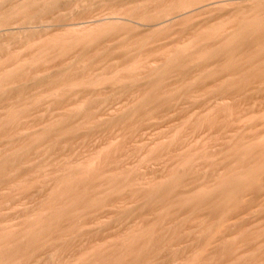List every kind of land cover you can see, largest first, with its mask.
I'll list each match as a JSON object with an SVG mask.
<instances>
[{
  "label": "rangeland",
  "instance_id": "rangeland-1",
  "mask_svg": "<svg viewBox=\"0 0 264 264\" xmlns=\"http://www.w3.org/2000/svg\"><path fill=\"white\" fill-rule=\"evenodd\" d=\"M26 6L30 10H27L28 8ZM50 8L52 10H50ZM55 8L56 10H54ZM251 11H253V13ZM250 13L252 15H250ZM253 15L254 18H252ZM257 21L258 25H255V22L257 24ZM263 24L264 0H0V131L2 132L4 129V132H2L3 134L0 137H7V135L11 134L10 139L9 136L7 140H5L6 137H4V139L0 138V264H91L92 261L94 262L93 259L97 260L93 264H135L134 262H138L137 264H143L144 262L146 264H153V261H157L159 264H164L165 261V264H171L170 262H172V264H188V262H192V260H195V258L196 260H199L197 258L198 256H202L203 258L199 257L201 259L200 261L193 260V264H196L195 262H197V264H217L218 261L220 262H218L219 264H246L245 261H248L247 264H250L251 261L252 264H254V258L256 261L255 264H264V257H262L264 256V248H261L262 246L264 247V233L262 234V232H264V180H262L264 179V167L261 166L262 164H260L264 162V99H262L264 94V92H262L264 91V64H262L261 70L263 71L261 72L258 70L260 68L258 64L261 65V60L257 58V54L255 55L256 57L253 56L255 59L252 56L251 59L250 57L249 59L244 58V56L247 57L246 52H250L251 49L252 51H256L255 49L259 48L258 57L261 54L260 58H263L262 63H264V57L262 56L264 54V41H262V39L264 40ZM245 25L246 27L249 25L251 28L246 30ZM258 28H261L263 32ZM241 29L244 30V32ZM127 33L128 35L126 36ZM255 33H257V35ZM212 34H216L215 36H212V39L215 38V42L213 40V42L210 44V41L212 40L209 41V39H211L210 35ZM114 35L115 37L117 35V39L113 38V40L111 38L112 36L114 37ZM168 36L170 38H168ZM201 36H204L205 39H202ZM96 39H99V41L102 39V41L99 42ZM142 39H144V42L146 41L145 43L147 45L142 42ZM167 39L170 40L167 41ZM207 39L208 41H206ZM163 40L167 43L163 42ZM203 40L205 43H203ZM233 40L236 42L233 43ZM241 40L242 43H240ZM199 41L202 42L201 45ZM253 41H255L257 45H255ZM206 42L209 43L207 44ZM230 42L233 43L234 48L236 47L234 45H237V47L235 50L232 46H230L233 51L228 53L229 51L227 52V49L229 47L226 48V46L230 44ZM238 42L240 45H238ZM218 43L219 46H221V49L222 47L226 48L225 51L224 49H222V51L219 50V46H216ZM258 43L260 44L259 47ZM204 45L208 47V49L204 47ZM261 45L263 48H261ZM213 46L217 47L215 48L217 50H215ZM247 46L249 47V50L247 49ZM201 47L203 49H201ZM245 47L246 50L244 52L243 49H245ZM241 49L244 53H239L242 51ZM218 50L220 51V54H222L224 51V53L226 55L228 53V55L226 56L224 53L222 55H218ZM234 50L235 53H233ZM254 51L250 53H257ZM81 52L82 54H80ZM214 53L217 55L215 56ZM229 54L230 56L232 54L235 57L231 56L233 59H230L231 57ZM239 55L242 57L241 59L239 58L240 60L237 58L238 61H236V57ZM212 56L215 57L216 62ZM216 57H218L219 60L221 57H225V59L222 58V61H218ZM243 59H246V61L248 60L247 63L249 64L254 61L252 64H250L252 67L249 66V64L246 65V62H243L246 66L242 64V61H244ZM223 60L224 62H227L226 65ZM250 60L251 62H249ZM229 61H236V63L235 65L233 62L230 64ZM256 61L259 63L257 62V66H254ZM228 62L230 64L229 66ZM33 66L35 67V70ZM235 66L238 67L239 71L237 72L239 73L236 72L237 68ZM172 67L175 70H180V74H178V71L174 73L173 71L175 70H173ZM228 69H231L229 70L230 73L228 72ZM242 71L243 73H241ZM246 71L249 73H245ZM254 72H258L257 74L259 77L263 73V75L260 77V79L263 78V81H259V79L257 80L256 77L258 76H256ZM259 72H261V75ZM238 74L240 78L237 76ZM242 76L245 78V80H247V83L240 80ZM29 78L31 79V82ZM12 79L18 81L15 82V80ZM239 84L241 85L237 86ZM246 84L250 86L246 87ZM241 86L251 89L258 88V90L255 92L256 94L254 93L255 95L253 94V89H249L250 91L246 89V92L249 94L245 93V91H242L243 93H241ZM237 87V90H240L237 91L240 96L233 95L236 93L234 89ZM229 89L230 91H233L231 93L228 91L227 93V90ZM250 93H252V95ZM258 95L261 97L259 98ZM241 97L243 99H241ZM233 100L236 106L234 103L230 104L233 102ZM174 101L176 103H174ZM178 101L180 102L178 103ZM166 102L169 104H164ZM196 102L199 103L197 104ZM200 102L202 103L200 104ZM192 103H195L194 105L197 107H193ZM171 104H173L172 107ZM174 104L176 105L174 106ZM241 104L243 107H241ZM237 105L239 106L240 110ZM143 106L145 109H149L148 111L146 110L149 114L146 113L145 110V114L147 115L143 114L144 111H141L143 113L140 112L141 109H144ZM151 107H153V109H151ZM244 107H247L246 110ZM154 108H156V112ZM253 109L254 111H252ZM262 110L263 113L259 114L262 112ZM19 111H24V115L26 117L23 115V113L16 114L19 113ZM158 111H163V118L161 117L162 113H159ZM225 112L226 114H224ZM249 113H255V115L252 117V115ZM152 114L154 117H151L153 116ZM155 114L158 116L155 117ZM256 114H259V116ZM143 115L146 117L143 118L144 120L140 119L143 117ZM217 115L220 116L218 117ZM231 115H233L232 121L229 120L232 117L228 118V116ZM240 117H247V119L243 120ZM11 118L13 123L18 122V126L17 124L15 125V123L12 125V121L10 120ZM28 118L30 121L32 120L33 124L28 120ZM226 118H228V121H226ZM259 118H261L260 121L263 119L261 121V125L260 121H257ZM150 120H153V123ZM239 120H241V124L237 122ZM7 121L9 124L11 123L13 128L16 127L15 129H12L13 131L9 130L11 129V126L9 124L7 125ZM216 121H219L217 122L219 124H217ZM244 121H247L248 123L245 122L244 124ZM251 121H253L252 123L254 124H252ZM26 122L31 123V125L28 123V126ZM4 123H6V127H4ZM119 123L122 125L119 126ZM157 123L159 124L156 125ZM115 124L118 127H115ZM196 124L199 125L197 126ZM216 124L225 128V132L222 127V131H220V127L216 126ZM243 124L246 126H242ZM23 125L27 128L25 127V129ZM124 125L126 126L124 127ZM247 125L251 126L252 128ZM199 126H203V128H200ZM229 126L232 127V132H230L231 129ZM32 127L34 128V131L32 130ZM235 128L238 130L243 129L245 134L243 131L241 132L235 130ZM248 128H250L251 131ZM258 128L259 131H257ZM5 130H8L10 133ZM18 130H20V133L16 134L15 131L19 132ZM72 130L75 133L74 137V133L71 132ZM59 131L60 135L58 136L57 132ZM79 131H81L83 134H81ZM236 131L239 133L241 132L242 134L236 133ZM21 132H23L24 135L21 134ZM179 132H183L182 135L180 134L183 139L178 135ZM193 133L197 137L193 136ZM247 133H251L252 135ZM44 134H47L46 138ZM62 134L64 135L65 139L63 136H61ZM175 134L176 137H174ZM188 134L191 137L188 136ZM233 134L237 135H234L231 139ZM17 135L18 137H16ZM84 135H86V137ZM200 135L201 138L199 137ZM222 135L226 137H223ZM241 135H243V137L245 136L246 138L244 137L242 139ZM261 135L263 136L261 137ZM252 136H258V141H255L256 138L253 139ZM70 137L71 139L69 140L68 138ZM173 137L177 140L178 138H181V140L185 142L187 140L188 143L186 142V144H184L185 142H180V140H178L179 142L177 141V143L175 141L176 139ZM237 137L238 139H242H239L242 142H237L240 144V147H238V144L236 143ZM42 138L44 139L42 140ZM188 139L190 141H188ZM247 139L249 141H255L252 143L253 145L250 144L251 147L248 145L249 141ZM33 141L37 142L33 144ZM171 141L174 145L171 144ZM174 141L175 143H173ZM69 142H71V144ZM243 143L246 144V147L242 151L241 149L245 146ZM27 144L28 146H26ZM163 144H165V147ZM24 147L29 148V150L27 148L25 149ZM178 147L179 149L177 150ZM191 147H200L199 149L201 153L197 149V151L193 149L187 152V150L189 148L191 149ZM67 148L73 149V151L67 150ZM160 148H162V150L164 149V151H162ZM166 148L169 150L167 151ZM171 148H173V150ZM232 148H240L238 151L241 150L242 152L238 153V151H236L240 155L242 153L243 157H240L237 153H235L236 155L232 154L233 152H236L234 151L235 149L233 152L230 151ZM26 150H28L27 152L30 155L26 154L27 152H24ZM192 151H194L195 154L191 155L193 153ZM73 152L75 153L71 155ZM165 152H167V154ZM183 152L188 154L184 156L186 153L182 154ZM244 152L245 154L247 152H251V155L248 153L249 156L246 154L248 157L246 155L244 156ZM174 153L175 155H173ZM146 154H150V157ZM154 154L156 156H153ZM252 154L253 159H251ZM182 155L184 156V159L181 158ZM227 155L230 157L228 158ZM152 156L155 158H152ZM169 156L171 159L175 158L176 160L173 159L170 162ZM232 156H236V158L239 156V159L237 158L238 163L237 160L235 162V157L232 159ZM17 157L20 158L18 159ZM28 157L30 158L27 159ZM33 157L34 160H32ZM223 157H225L226 160ZM244 157L247 158L244 159ZM163 158H166L167 161ZM230 158L232 160H230ZM241 158L243 159L241 160ZM248 158L251 159L250 162ZM109 159L114 167L110 163L109 168ZM227 159H229V162H231L229 163ZM180 160L182 164L185 162L184 166L180 164L181 162L179 163ZM12 161L13 165L10 164ZM32 161L34 162L32 163ZM156 161H158V163ZM175 161H178L177 163L180 165L176 164V166H174L175 163L173 164V162ZM189 161H191V164ZM225 161L228 162L227 164L232 166L228 167V165L225 164ZM243 161H245V163ZM255 161L258 164L255 165ZM23 162L29 163H27L26 166V163ZM154 162H156V164ZM242 162L245 164V166L247 164L246 168L251 166L250 171L247 169L250 173L246 171L245 166H242ZM7 163H9V165ZM146 163L147 165H145ZM235 163L237 164L238 168ZM239 163H241V166ZM28 164H31V166ZM7 165L11 169L13 168V170L10 168L8 170ZM23 165L25 168L28 167L29 169H24ZM168 165L172 170L168 168ZM177 165L179 166V169H181L180 166L185 167L184 171L183 167L182 170L175 168ZM254 165L258 168H256ZM150 166L151 169H149ZM162 166L164 169H162ZM241 167L244 168V172L246 173L242 171L243 168L240 169ZM261 167L263 168L260 169ZM173 168L176 169V173L174 172ZM158 169L161 172L158 171ZM234 169L235 172H233ZM23 170L25 171L24 173H22ZM256 170L260 171L258 172ZM181 171L184 175H180L182 174ZM186 171L187 173H185ZM223 171H225L224 176H228L230 178L229 179L226 177V180H222V185L224 186L222 187L225 189V186H228V190L225 189L228 191V194L225 193L227 196L224 195V192L226 191L222 190V187L219 188V191H222L221 193L217 190V188L220 187L222 183V181H220V183L219 180L224 179L222 178ZM228 172H230L229 175L226 174ZM232 172L233 174H231ZM236 172H240L238 174H244V176L239 175L241 177L240 178ZM16 174H19L20 176H17ZM170 175L171 178H168ZM177 175L178 179L179 177L180 179L176 182ZM230 176H233V178L237 179L238 182L240 178V182L243 180L244 184L242 182L243 185H241L239 182L236 184L237 186L234 185L236 180L232 179ZM92 177L97 180L95 181ZM172 177H175L176 179L173 178L174 181H172ZM182 177L183 179L187 178V181L185 179V181L183 179L181 180ZM98 179L100 182L105 184L102 186L101 183L99 186L100 182ZM231 179L234 180L232 183ZM201 180L203 181L202 183ZM169 181L170 185H173L175 186L174 188L177 187L178 189L176 188L175 190L173 186H169ZM204 181H206V183ZM224 181H226L227 184ZM110 182H114V185L112 186V183ZM173 182H176L175 185ZM91 183H95V186H93ZM215 183L217 184V188L214 186ZM86 184L88 185L87 187ZM124 184L126 187L124 186L123 188L122 186ZM205 184H207L206 188ZM239 184L242 187H238ZM180 185H183L184 187H179ZM200 186L204 187L201 189ZM212 186L216 188L213 190V193ZM246 186H248V188L251 186L252 187L251 189H245L247 188ZM237 187L238 191H236ZM253 188L257 191L253 190ZM119 189L122 192L124 189V193H126L124 194L120 192ZM169 189H171V191L173 190L174 192L169 193ZM206 189L207 191H210V194H208L209 191L208 193H205L207 192ZM241 189L243 190L241 191ZM215 190H217L220 194L216 193ZM249 190H252L251 192L253 193L250 194ZM235 192L237 194L239 193L238 196ZM192 193L195 195L193 196ZM211 193L212 196L214 194V197L210 196ZM202 194L206 195V197ZM207 194L210 196V198H212H208ZM217 194L221 195L222 197L217 196ZM201 195L204 197L199 198ZM251 195L255 196V199ZM162 196L165 197V199ZM168 196H172V199H175L172 201V199H170ZM181 196L182 199L184 196H186V199H184L187 201L193 199L195 202L194 203L192 201L194 205L192 202H188V206L191 205L190 207H192L193 212L191 211V208H189L190 212H188L189 209L187 206L184 208V205H187L185 204L187 201L183 202V200L180 198ZM240 196L241 198H239ZM245 196L248 197L247 199L249 202L247 199L245 200ZM194 197L197 198V200ZM106 198L108 201L105 200ZM144 199L147 201V205L145 204ZM149 199H151L152 203ZM169 199L170 201L167 202L166 200ZM199 199H202L201 201H203L204 204L205 200L208 203L206 202V204L203 205L199 203L201 202ZM231 199L233 201L230 202ZM257 199L260 203H262V205L257 201ZM155 200H157L155 202L156 205L159 203L158 207H155V204L153 205ZM217 200H221L222 203H220L221 201L215 202ZM212 201L214 202L212 203ZM94 202L97 203V205L94 204ZM160 202L162 203V206ZM173 202L175 205L177 203L178 204L173 206ZM179 202L181 204L183 202L184 205H181ZM253 202L258 203L252 204ZM167 203L171 204L168 205ZM197 203L201 205L199 206ZM249 203L251 204L249 205ZM73 204H77L76 207H73L75 206ZM91 204L93 208H91ZM87 205L90 207H86ZM150 205L154 208H151ZM196 205L200 208L201 213L197 212L199 208ZM77 206L78 209L80 208V211L76 209ZM98 206L100 207V210H96ZM180 206L183 208H180ZM84 207L86 208V211L90 208L89 212L93 213L96 211L95 213L97 214H91L87 213L88 211H85L87 213V215H85L86 213L81 211V208ZM99 207L97 209H99ZM159 207H161V209ZM172 207L173 210L171 209ZM195 207L197 209H195ZM203 207L204 209L202 210ZM158 208L160 210H158ZM162 208L165 211L167 208V211L170 209L168 212L166 211L168 214L165 213ZM234 208H236L235 211ZM238 208L240 209L238 210ZM258 208L261 209L260 212H258ZM91 209L93 210L91 211ZM174 209L176 211H174ZM208 209L215 212L209 211ZM229 209H232L234 212ZM251 209H257L255 213H257L256 217L260 215L259 218L255 217L254 210L252 211ZM150 210L153 211H151V215H149L151 213ZM246 210L249 211L247 212ZM194 211H196V213ZM79 212H83L84 214L82 213V216H79ZM203 212H205V214ZM227 212L229 213L228 217L225 216L228 214ZM250 212L251 215H249ZM172 213L175 214V216ZM193 213L197 215L195 216ZM176 214H178V216ZM180 215L182 217L185 215L184 219L186 222L182 218L184 220L183 222V220L180 218ZM193 215L194 217L192 218L191 216ZM169 216H173L175 218H170ZM163 217L167 219L165 220ZM226 217L229 218L230 221L224 222L223 219L225 220ZM260 217L263 219V223H260ZM178 218L181 221H178ZM201 218L206 219L204 220V225L208 224L210 229L207 226L205 228V226L202 225L203 222L201 220L203 219ZM233 218H240V220H233ZM198 219L200 221L199 223L198 221L196 222ZM208 219H210V221ZM188 220L190 221V225L192 227H188V224H186L187 222L189 223ZM191 221L195 223L191 224ZM150 222L152 224H150ZM157 222H159V225ZM209 222L211 225H209ZM246 222L247 225H245ZM177 223H179L178 226ZM200 223H202V227L199 225ZM251 223H254L256 227H254L253 224L252 226ZM168 224L170 228H168ZM182 224H186L187 226L185 225V227ZM248 225H251L250 228ZM153 226H155L156 229ZM173 226H175V228ZM203 226L206 230H204ZM259 227L262 231L259 229ZM152 228H154V230ZM172 228L175 230H182V232L177 231L171 233L173 235L172 236L169 234L170 232L174 231V229L171 230ZM219 228L221 230L223 229V231H228L222 232ZM187 229L190 232L186 234L188 231ZM215 229L216 231L219 229L217 231L218 233L215 232L216 236L218 237H216L213 233ZM246 229L248 230L247 232ZM157 231H159V233ZM244 231L245 233L243 234ZM238 232H242V236H240L241 234H238ZM166 233H168V236L164 235ZM179 233L182 234L180 235ZM152 234L156 238H154ZM200 234H202V236L205 238V242L203 241L204 238L202 239ZM161 235L163 240L162 238L160 239ZM149 237L153 240L149 239ZM208 237L212 239H209ZM232 237L235 241L232 240ZM256 237H258L259 240ZM193 238H196L197 240ZM198 238H200L199 240H202L199 241ZM214 238L216 240H214ZM225 238H227L228 241L227 239L225 240ZM236 239L238 241H236ZM146 240L148 245L145 244ZM250 240L253 241L251 242ZM255 240H257V242H255ZM211 241H215V244H212ZM217 241L219 242V245H217ZM207 242H211L208 243L210 245L206 244ZM248 242L250 243L248 244ZM258 242L262 243L259 244ZM228 243L230 245H228ZM233 243H235V245ZM141 245L142 247L140 248L139 246ZM152 245L155 248H152ZM175 245L177 248L179 246V248L177 249ZM198 245L199 248L197 247ZM201 245H207L206 247L204 246L206 249ZM211 245H213V247ZM237 245L239 246L236 247ZM145 246H148V248H145ZM244 246L245 248H243ZM255 246H259V248L256 249ZM218 247L221 248L219 249ZM249 247L250 249H247ZM253 247L254 249L251 251V248ZM142 248L143 251L141 250ZM192 248L193 251L202 249L200 251H202L203 254L204 249L205 251L207 250L206 252H209L207 255L205 254L203 256L198 250L199 252H193L195 254L194 255L192 253ZM217 248L219 252H216L218 251ZM240 248L242 249L240 250ZM229 250L233 252L231 253ZM244 250L245 252L247 251L246 254L248 252L253 253L255 251L254 253L256 256L255 254H252L251 256L250 253H248L246 256V254H244ZM132 251L136 252L137 256L134 255ZM179 251L181 254H177L180 253ZM156 252L160 253L161 255L159 254V256ZM182 253H184V255H189H185L187 256L186 258L183 256L185 262H182L184 259L181 258V263H179V256H182ZM209 253H211V255H215L212 257L209 255ZM130 255L135 256L136 259H139L136 260L135 257H133L135 261H130L132 260ZM172 255H176L177 257L175 256V258ZM30 256H33L34 259H31ZM206 256L208 258H206ZM120 257L122 259L121 261L119 259ZM128 257H130V259H128ZM141 258L144 262L141 260ZM213 258L215 260L217 259V262H215ZM123 259H125V262H123ZM158 259L161 260L158 261ZM170 259L172 261H170ZM232 259L235 261L236 259L239 260H237L236 263H233Z\"/></svg>",
  "mask_w": 264,
  "mask_h": 264
},
{
  "label": "bare ground",
  "instance_id": "bare-ground-1",
  "mask_svg": "<svg viewBox=\"0 0 264 264\" xmlns=\"http://www.w3.org/2000/svg\"><path fill=\"white\" fill-rule=\"evenodd\" d=\"M26 7H27V6H26ZM27 8H28V7H27ZM31 8H32V7H31ZM53 8H54V7H53ZM57 9H59V8H57ZM27 10H30V9L28 8ZM50 10H52V9L50 8ZM54 10H56V8H55ZM54 10H53V12H54ZM259 10H260V9H259ZM30 12H31V11H30ZM248 12H249V11H248ZM251 12L253 13V11H251ZM259 12H261V11H259ZM258 14H259V13H258ZM250 15H252V14L250 13ZM257 16H258V15H257ZM248 17H249V15H248ZM251 17H252V16H251ZM255 17H256V16H255ZM252 18H254V15H253ZM163 21H164V20H163ZM255 21H256V19H255ZM259 22H260V21H259ZM252 23H253V22H252ZM255 25H258V21H257V24H256V22H255ZM259 25H260V24H259ZM263 25H264V24H263ZM261 26H262V25H261ZM185 27H186V26H185ZM247 27H248V28H247ZM247 27H246V25H245L246 30L249 29V28H251L249 25H248ZM252 27H253V26H252ZM259 27H260V26H259ZM245 28H244V29H245ZM256 28H257V26H256ZM191 29H192V28H191ZM258 29H259V28H258ZM260 29H261V28H260ZM260 29H259V30H260ZM185 30H187V29H185ZM189 30H190V29H189ZM241 30H242V29H241ZM234 31H235V30H234ZM242 31L244 32V30H242ZM248 31H249V30H248ZM250 31H251V29H250ZM250 31H249V32H250ZM252 31H253V30H252ZM257 31H258V30H257ZM257 31H256V32H257ZM261 31H262V29H261ZM187 32H188V31H187ZM243 32H241V33H243ZM246 32H247V31H246ZM249 32H248V33H249ZM254 32H255V31H254ZM262 32H263V31H262ZM233 33H235V32H233ZM250 33H251V32H250ZM263 33H264V32H263ZM236 34H237V32H236ZM238 34H239V33H238ZM255 34L257 35V33H255ZM259 34H260V33H259ZM261 34H262V33H261ZM127 35H128V33L126 34V36H127ZM184 35H185V34H184ZM213 35L215 36L216 34H212V35H210V38H211V39H209V41L212 40V41H210V44L213 42V40H214V42H215V38L212 39V38H213V37H212ZM204 36H205V35H204ZM204 36H203V37L201 36V38H202V39H205ZM206 36H207V35H206ZM208 36H209V35H208ZM238 36H240V35H238ZM244 36H245V35H244ZM116 37H117V35H116ZM116 37H115V35H114V37L112 36L111 39L116 38ZM118 37H119V36H118ZM216 37H217V36H216ZM257 37H258V36H257ZM257 37H256V38H257ZM103 38H104V37H103ZM105 38H106V37H105ZM168 38H170V37L168 36ZM206 38H209V37H206ZM238 38H239V37H238ZM240 38H241V37H240ZM242 38H243V37H242ZM261 38H262V37H261ZM111 39H110V40H111ZM116 39H117V38H116ZM199 39H200V38H199ZM218 39H219V37H218ZM218 39H216V40H218ZM254 39H255V38H254ZM96 40H97V39H96ZM113 40H114V39H113ZM143 40H144V39H142V42H144ZM145 40H146V39H145ZM164 40H166V39H164ZM164 40H163V42H166V41H164ZM169 40H170V39H167V41H169ZM197 40H198V39H197ZM97 41H99V39H98ZM101 41H102V39H100L99 42H101ZM147 41H148V40H147ZM206 41H208V39H207ZM218 41H219V40H218ZM239 41H240V40H239ZM260 41H261V40H260ZM262 41H264V40L262 39ZM145 42H146V41H145ZM145 42H144V44H146ZM163 42H162V44H163ZM197 42H198V41H197ZM235 42H236V41L233 40V43H235ZM166 43H167V42H166ZM169 43H170V42H169ZM199 43H200V45H201L202 42L199 41ZM203 43H205L204 40H203ZM206 43L208 44L209 42H206ZM233 43L230 42V44H232V45L228 44V45L226 46V48H227V47L231 48L230 46L233 47ZM240 43H242V40H241ZM240 43L238 42V45H240ZM253 43H255V41H253ZM261 43H263V42H261ZM207 44H206V45H207ZM210 44H209V45H210ZM214 44H215V43H214ZM214 44H213V45H214ZM146 45H147V44H146ZM165 45H166V44H165ZM196 45H197V44H196ZM247 45H248V44H247ZM255 45H257V44L255 43ZM259 45H260V44L258 43V47H259ZM163 46H164V45H163ZM191 46H193V45H191ZM191 46H190V47H191ZM211 46H212V45H211ZM216 46H219V43H218ZM234 46L237 47V45H234ZM198 47H199V45H198ZM204 47H206V46L204 45ZM213 47H214V46H213ZM213 47H212V48H213ZM236 47H235V48H236ZM241 47H243V46H241ZM199 48H200V47H199ZM206 48L208 49V47H206ZM209 48H211V47H209ZM215 48H217V47H214V49H215ZM226 48H225V47H224V48L222 47V49H224V51H225ZM229 48H228V49H229ZM235 48L233 47V49H235ZM239 48H240V47H239ZM261 48H263L262 45H261ZM79 49H80V48H79ZM82 49H83V48H82ZM201 49H203V48L201 47ZM214 49H213V50H214ZM222 49H221V46H219V50L222 51ZM228 49H227V52L229 51L228 53H231V52L233 51L232 48L230 49L231 51L228 50ZM247 49L249 50V47H248V46H247ZM257 49H258V50H257ZM199 50H200V49H199ZM215 50H217V49H215ZM219 50H218V52H217L218 55L220 54V53H219V52H220ZM235 50H236V49H235ZM235 50H234L233 53H235ZM237 50H238V48H237ZM239 50H240V49H239ZM241 50H242V49H241ZM243 50H244V52H245L246 47H245V49H243ZM243 50H242L241 52H239V51H238V52H239V53H242ZM255 50H256V51L253 50L254 52H257V53H255V54H251V53H250V52H253L252 49H251L250 52H246L248 58H247L246 56H244V58L249 59V57H250V59H251L253 56H255V55L257 54V55H256L257 58H259V60H261V61H260V62H261V65L258 64V66L260 67V68L258 67V68H259L258 70H260V71L262 72V71L264 70V69L261 70V68H262V64H264V63H262V59H263V58H260V55H261V54H260L259 57H258V51H259V48H256ZM261 50H262V49H261ZM80 51H81V49H80ZM224 51H223V53H224ZM227 52H226V53H227ZM244 52H243V53H244ZM223 53H222V54H223ZM228 53H227V55H228ZM233 53H232V54H233ZM249 53H250L251 55H250ZM80 54H82V52H81ZM214 54H215V56L217 55L216 53H214ZM222 54H220V55H222ZM224 54H225V53H224ZM232 54H231V56L233 57L234 55H232ZM236 54H237V53H236ZM236 54H235V55H236ZM225 55H226V54H225ZM225 55H224V56H225ZM227 55H226V56H227ZM241 55H242V54H241ZM249 55H250V56H249ZM226 56H225V57H226ZM229 56H230V54H229ZM229 56H228V57H229ZM231 56H230V57H231ZM251 56H252V57H251ZM256 56H255V57H256ZM262 56L264 57V54H263ZM262 56H261V57H262ZM212 57H214V56H212ZM212 57H210V58H212ZM225 57H221L220 60L222 61V58L225 59ZM228 57H227V58H228ZM230 57H229V58H230ZM232 57H231L230 59H233ZM234 57H235V56H234ZM241 57H242V56H241ZM241 57H240V55L237 56V57H236V61H238L237 58H238V59H239V58L241 59ZM46 58H48V57H46ZM229 58H228V59H229ZM253 58H254V57H253ZM124 59H126V58H124ZM216 59H217L218 61H220L218 57H216ZM240 59H239V60H240ZM246 59H243L244 61H242V64H244L245 62H246V65L249 64V63H247L248 60L246 61ZM254 59H255V58H254ZM252 60H253V59H252ZM256 60H257V59H256ZM212 61H213V60H212ZM212 61H211V62H212ZM214 61H215V57H214ZM236 61H234V62H233V61H229V62H230V64H231V62H233V64L235 65ZM215 62H216V61H215ZM223 62H224V60H223ZM229 62H228V66L230 65ZM239 62H240V61H239ZM243 62H244V63H243ZM249 62H251V60H250ZM253 62H254V61H252V63H253ZM257 62H258V61L255 62L254 66L256 65ZM263 62H264V61H263ZM224 63H225V65H226L227 62L225 61ZM252 63H250V64H252ZM258 63H259V62H258ZM239 64H240V63H239ZM250 64H249V66L252 67V65H250ZM244 65H245V64H244ZM246 65H245V66H246ZM237 66H238V65H237ZM237 66H235V67L237 68V69H236V72L239 71ZM256 66H257V65H256ZM37 67H38V66H37ZM42 67H43V66H42ZM42 67H41V68H42ZM225 67H226V66H225ZM239 67H240V65H239ZM243 67H244V66H243ZM29 68H30V67H29ZM33 68H34V70H35V67H34V66H33ZM48 68H49V66H48ZM174 68H175V66H174ZM174 68L172 67L173 70H175ZM240 68H241V67H240ZM253 68H254V67H253ZM255 68H256V67H255ZM263 68H264V65H263ZM43 69H44V68H43ZM49 69H50V68H49ZM232 69H233V65H232ZM234 69H235V68H234ZM256 69H257V68H256ZM32 70H33V69H32ZM32 70H30V71H32ZM37 70H38V69H37ZM44 70H45V69H44ZM46 70H47V69H46ZM229 70H231V69H228V72H229ZM177 71H178V74H180V73H179L180 70H178V69H176V70L173 71V72L176 73ZM233 71H234V70H233ZM33 72H34V71H33ZM33 72H32V73H33ZM234 72H235V71H234ZM234 72H233V73H234ZM236 72H235V73H236ZM261 72H259L260 75H261ZM229 73H230V72H229ZM229 73H228V74H229ZM231 73H232V71H231ZM237 73H239V72H237ZM241 73H243V71H242ZM245 73H249V72L246 71ZM257 73H258V72H256V73L254 72V74H255L256 76H258ZM263 73H264V71H263ZM263 73H262V75H263ZM230 75H231V74H230ZM232 75H233V74H232ZM262 75H261V76H262ZM30 76H31V75H30ZM235 76H236V74H235ZM237 76L239 77V74H238ZM261 76H260V77H261ZM73 77H74V76H73ZM258 77H259V76H258ZM258 77H256L257 80L259 79V81H260V80L263 81V78H264V77L261 78V79H260V77H259V78H258ZM239 78H240V77H239ZM239 78H238V79H239ZM242 78H243V76H242L241 79H240L241 81H245V82L247 81V80H245V78H243L244 80H243ZM250 78H251V77H250ZM24 79H25V78H24ZM24 79H23V80H24ZM29 79H30V78H29ZM69 79H70V78H69ZM252 79H254V78H252ZM12 80H15V79H12ZM32 80H33V79H32ZM71 80H72V79H71ZM5 81H6V80H5ZM17 81H18V80H15V82H17ZM19 81H20V80H19ZM249 81H250V80H249ZM7 82H8V81H7ZM11 82H12V81H11ZM13 82H14V81H13ZM30 82H31V79H30ZM245 82H244V83H245ZM246 83H247V82H246ZM33 84H34V83H33ZM240 85H241V84H239V85H237V86H240ZM246 85H247L246 87H249V86H250V85L248 86V84H246ZM258 85H259V84H258ZM262 85H263V84H262ZM243 86H245V85H243ZM243 86H241L242 89H240V90H241V93H243L242 91H245V93H247V92H246V89H248V91H250V90L253 89V88H252V89H251V88H246V87H243ZM251 86H252V85H251ZM241 87H240V88H241ZM252 87H253V86H252ZM255 87H256V86H255ZM257 87H258V86H257ZM259 87H260V86H259ZM243 88H244L245 90H244ZM263 88H264V87H263ZM227 89H228V87H227ZM233 89H234V88H233ZM237 89H238V87H237L236 89H234V91H236V93L233 94L234 96L239 95V94L237 93V91H240V90H237ZM249 89H250V90H249ZM255 89H256V88H255ZM255 89H253V91H254L253 94L258 90V88H257L256 90H255ZM263 90H264V89H263ZM225 91H226V89H225ZM228 91H230V89L227 90V93H228ZM232 91H233V90H232ZM232 91H230V93H231ZM262 92H264V91H262ZM239 93H240V92H239ZM245 93H244V94H245ZM247 94H249V93H247ZM250 94L252 95V93H250ZM255 94H256V93H255ZM255 94H254V95H255ZM259 94H260V93H259ZM245 95H246V94H245ZM228 96H229V95H228ZM234 96H232V97H234ZM239 96H240V95H239ZM239 96H238V98H239ZM241 96H242V95H241ZM246 96H247V95H246ZM258 96H259V95H258ZM244 97H245V96H244ZM260 97H261V96H259V98H260ZM263 97H264V94H263ZM263 97H262V99H264ZM0 98H1V97H0ZM228 98H230V97H228ZM247 98H248V97H247ZM241 99H243V98L241 97ZM235 100H237V99H235ZM5 101H6V100H5ZM263 101H264V100H263ZM2 102H3V101H2ZM167 102H168V101H167ZM167 102L164 103V104H167ZM172 102H173V101H172ZM179 102H180V101H178V103H179ZM181 102H183V101H181ZM236 102H237V101H236ZM239 102H240V101H239ZM252 102H253V100H252ZM256 102H257V101H256ZM162 103H163V102H162ZM169 103H170V101H169ZM169 103H168V104H169ZM174 103H176V102L174 101ZM183 103H186V102H183ZM196 103H197V102H196ZM198 103H199V102H198ZM198 103H197V104H198ZM201 103H202V102H200V104H201ZM233 103H234V100H233V102L230 103V104H233ZM237 103H238V102H237ZM254 103H255V102H254ZM257 103H258V102H257ZM168 104H167V105H168ZM190 104H191V103H190ZM192 104H193V103H192ZM194 104H195V103H194ZM194 104L192 105L193 107L196 106V105H194ZM234 104H235V103H234ZM243 104H244V103H243ZM251 104H252V103H251ZM144 105H145V104H144ZM157 105H158V104H157ZM175 105H176V104H174V106H175ZM182 105H183V104H182ZM182 105H181V106H182ZM258 105H259V104H258ZM147 106H149V105H147ZM163 106H164V105H163ZM163 106H162V107H163ZM172 106H173V104H171V107H172ZM179 106H180V105H179ZM225 106H226V105H225ZM228 106H229V105H228ZM230 106H231V105H230ZM235 106H236V104H235ZM237 106H238V105H237ZM245 106H247V105H245ZM250 106H252V105H250ZM250 106H249V107H250ZM140 107H141V106H140ZM143 107H144V106H143ZM143 107H142V108H143ZM171 107H170V108H171ZM188 107H189V106H188ZM190 107H191V106H190ZM196 107H197V106H196ZM198 107H199V106H198ZM226 107H227V106H226ZM233 107H234V106H233ZM241 107H243L242 104H241ZM256 107H257V106H256ZM258 107H259V106H258ZM82 108H83V107H82ZM148 108H149V107H148ZM156 108H157V107H156ZM156 108H154V109H155V112H156ZM164 108H165V107H164ZM164 108H162V109H164ZM167 108H168V107H167ZM180 108H181V107H180ZM238 108H239V106H238ZM244 108H245V110H246L247 107H244ZM250 108H251V107H250ZM151 109H153V107H151ZM157 109H158V108H157ZM159 109H160V108H159ZM171 109H172V108H171ZM192 109H193V108H192ZM230 109H232V108H230ZM230 109H229V110H230ZM233 109H234V108H233ZM137 110H138V109H137ZM139 110H140V108H139ZM144 110H145V111H146V110L148 111L149 109H145V107H144V109H143V110L141 109L140 112H141V111H144ZM168 110H169V109H168ZM168 110H166V111H168ZM186 110H188V109H186ZM194 110H195V109H194ZM239 110H240V108H239ZM241 110H242V109H241ZM245 110H244V113H245ZM248 110H249V109H248ZM257 110H258V109H257ZM145 111H144V113H143V112H141V113L145 114ZM147 111H146V113H148ZM160 111H161V109H160ZM171 111H172V110H171ZM173 111H174V109H173ZM173 111H172V112H173ZM226 111H227V110H226ZM233 111H234V110H233ZM233 111H232V112H233ZM236 111H237V110H236ZM249 111H250V110H249ZM252 111H254V109H253ZM17 112H18V111H17ZM140 112H139V113H140ZM153 112H154V111H153ZM155 112H154V113H155ZM158 112H159V111H158ZM162 112H163V111H162ZM162 112H159V113H162ZM220 112H221V111H220ZM223 112H224V111H223ZM229 112H230V111H229ZM20 113H21V114L23 113V115L25 114L24 111H23V112H22V111H21V112L19 111V113H16V114H20ZM30 113H31V112H30ZM154 113H153V114H154ZM159 113H158V114H159ZM176 113H177V112H176ZM221 113H222V112H221ZM230 113H231V112H230ZM238 113H239V111H238ZM246 113H247V112H246ZM256 113H257V112H256ZM261 113H263V110H262V112H260L259 114H261ZM137 114H138V113H137ZM148 114H149V113H148ZM153 114H152V115H153ZM173 114H174V113H173ZM180 114H181V113H180ZM222 114H223V113H222ZM224 114H226V112H225ZM242 114H243V113H242ZM249 114H251V113H249ZM259 114H256V115L259 116ZM145 115H147V114H145ZM150 115H151V112H150ZM150 115H149V117H150ZM163 115H164V114L162 113L161 117H162ZM167 115H168V114H167ZM220 115H221V114H220ZM220 115H219V116H220ZM236 115H237V114H236ZM243 115H244V114H243ZM245 115H246V114H245ZM251 115H252V117H253V115H255V113H254V114L252 113ZM263 115H264V114H263ZM20 116H22V115H20ZM24 116H25V115H24ZM139 116H140V115H139ZM156 116H158V115L155 114V117H156ZM170 116H171V114H170ZM176 116H178V115H176ZM217 116H218V115H217ZM219 116H218V117H219ZM223 116H225V115H223ZM241 116H242V115H241ZM247 116H248V115H247ZM14 117H16V116H14ZM14 117H12V118H14ZM25 117H26V116H25ZM25 117H24V118H25ZM140 117H141V116H140ZM151 117H154V115L151 116ZM159 117H160V116H159ZM161 117H160V118H161ZM218 117H217V118H218ZM229 117H232V118L229 119V120L232 121V119H233V115L228 116V118H229ZM254 117H256V116H254ZM12 118L10 119L11 121H12ZM74 118H75V117H74ZM143 118H146V117H144V115H143V117L140 118V119L144 120ZM157 118H158V117H157ZM162 118H163V117H162ZM165 118H166V117H165ZM176 118H177V117H176ZM217 118H216V120H217ZM223 118H224V117H223ZM228 118H226V119H227L226 121H228ZM240 118H242L243 120H244V119H245V120L247 119V117H246V118L240 117ZM249 118H250V117H249ZM249 118H248V119H249ZM262 118H263V116H262ZM14 119H16V118H14ZM17 119H18V118H17ZM151 119H153V118H151ZM155 119H156V118H155ZM169 119H170V117H169ZM209 119H210V118H209ZM218 119H219V118H218ZM234 119H236V118H234ZM242 119H241V120H242ZM260 119H261V118H259V120H257V121H260ZM25 120H27V119H25ZM28 120L30 121L29 118H28ZM142 120H141V121H142ZM163 120H165V119H163ZM221 120H222V119H221ZM236 120H237V119H236ZM241 120H239V121H237V122L240 123ZM243 120H242V122H243ZM262 120H263V119H262ZM262 120H261V121H262ZM15 121H16V120H15ZM74 121H75V120H74ZM74 121H73V122H74ZM150 121H151V120H150ZM208 121H209V120H208ZM208 121H206V122H208ZM211 121H212V120H211ZM211 121H210V122H211ZM219 121H220V120H219ZM219 121H216V123L219 122ZM248 121H249V120H248ZM253 121L256 122L255 120H253ZM253 121H251V123H252ZM261 121H260V125H261ZM7 122H8V121H7ZM7 122H6V123H7ZM30 122L32 123V120H31ZM148 122H149V121H148ZM151 122L153 123V120H152ZM163 122H164V121H163ZM212 122H213V121H212ZM245 122L248 123L247 121H244V124H245ZM249 122H250V121H249ZM263 122H264V120H263ZM6 123H4V125H5L4 127H6ZM11 123H12V125H14V123H15V125H16L18 122H14V123H13V121H12ZM11 123L9 124V122H8L7 125L9 124V125L11 126ZM19 123H20V121H19ZM26 123L28 124L29 122H26ZM31 123H29V124L31 125ZM38 123H39V122H38ZM130 123H131V122H130ZM144 123H145V122H144ZM170 123H171V122H170ZM214 123H215V122H214ZM235 123H236V122H235ZM23 124H24V123H23ZM29 124H28V126H29ZM32 124H33V123H32ZM35 124H37V123H35ZM158 124H159V123H157L156 125H158ZM212 124H213V123H212ZM217 124H219V123H217ZM217 124H216V126L220 127V126L217 125ZM231 124H232V123H231ZM231 124H230V125H231ZM233 124H234V122H233ZM240 124H241V123H240ZM240 124H238V125H240ZM244 124H243L242 126L245 127L246 125H244ZM252 124H254V123H252ZM19 125H20V124H19ZM115 125H116V124H115ZM121 125H122V124H121ZM121 125H120V123H119V126H121ZM160 125H161V123H160ZM196 125L198 126L199 124H196ZM208 125H209V123H208ZM214 125H215V124H214ZM17 126H18V124H17ZM21 126H22V125H21ZM23 126H24V125H23ZM125 126H126V125H124V127H125ZM162 126H163V125H162ZM193 126H195V125H193ZM197 126H196V128H197ZM224 126H226V125H224ZM234 126H235V125H234ZM234 126H233V127H234ZM247 126H249V125H247ZM253 126H254V125H253ZM2 127H3V126H2ZM7 127H9V126H7ZM25 127H26V126H24V128H25ZM30 127H31V126H30ZM115 127H118V126L116 125ZM122 127H123V126H122ZM122 127H121V128H122ZM155 127H158V126H155ZM199 127H200V126H199ZM208 127H209V126H208ZM221 127H222V126H221ZM221 127H220V129H221ZM227 127H228V126H227ZM229 127H230V129L232 128L231 126H229ZM235 127H236V126H235ZM239 127H240V126H239ZM249 127H251V126H249ZM0 128H1V127H0ZM9 128H10V127H9ZM15 128H16V127L13 128V127L11 126V129H9V130L11 131L12 129H15ZM17 128H18V127H17ZM24 128H23V129H24ZM26 128H27V127H26ZM26 128H25V129H26ZM192 128H193V127H192ZM200 128H203V126L200 127ZM222 128H223V127H222ZM237 128H238V127H237ZM251 128H252V127H251ZM262 128H263V126H262ZM2 129H3V128H2ZM30 129H31V128H30ZM33 129H34V128L32 127V130H33ZM58 129H59V128H58ZM71 129H72V127H71ZM123 129H125V128H123ZM194 129H195V128H194ZM204 129H205V128H204ZM212 129H213V128H212ZM212 129H211V131H212ZM224 129H225V128H223V130H224ZM248 129L251 131L250 128H248ZM248 129H247V130H248ZM20 130H21V129H20ZM20 130H18L19 132L15 131V133H16V134L20 133ZM27 130H28V129H27ZM73 130H74V129H73ZM73 130H72L71 132H73ZM118 130H119V129H118ZM121 130H122V129H121ZM121 130H120V131H121ZM135 130H136V128H135ZM180 130H181V129H180ZM196 130H197V129H196ZM227 130H228V129H227ZM227 130H226V132H227ZM235 130H238V129L235 128ZM245 130H246V128H245ZM252 130H253V129H252ZM256 130H257V129H256ZM256 130H255V131H256ZM5 131H8V130H5ZM12 131H13V130H12ZM30 131H31V130H30ZM33 131H34V130H33ZM56 131H57V130H56ZM75 131H76V130H75ZM116 131H117V130H116ZM192 131H193V129H192ZM202 131H203V130H202ZM209 131H210V130H209ZM211 131H210V132H211ZM213 131H214V129H213ZM215 131H216V130H215ZM218 131H219V130H218ZM220 131H222V129H221ZM220 131H219V132H220ZM238 131H241V132H242L243 129H242V130H238ZM257 131H259V128H258ZM0 132H1V131H0ZM2 132H4V129L2 130ZM2 132L0 133V136L3 134ZM8 132H9V131H8ZM23 132H24V131H23ZM23 132H21V134H23ZM26 132H27V131H26ZM79 132H80L81 134H83L81 131H79ZM193 132H194V131H193ZM198 132H199V131H198ZM205 132H206V131H205ZM224 132H225V130H224ZM224 132H223V134H224ZM230 132H232V129H231ZM230 132H229V133H230ZM241 132H240V133H241ZM246 132H247V131H246ZM260 132H261V130H260ZM9 133H10V132H9ZM9 133H8V134H9ZM15 133H14V134H15ZM53 133H54V132H53ZM53 133H52V134H53ZM57 133H58V136H59V135H60V134H59L60 131L57 132ZM57 133H56V134H57ZM64 133H65V132H64ZM64 133H63V134H64ZM73 133H74V132H73ZM73 133H72V134H73ZM189 133H190V132H189ZM203 133H204V132H203ZM207 133H208V132H207ZM211 133H212V132H211ZM217 133H218V132H217ZM220 133H221V132H220ZM236 133H239V132L236 131ZM240 133H239V134H240ZM243 133H244V131H243ZM258 133H259V132H258ZM5 134H6V133H5ZM25 134H27V133H25ZM49 134H50V133H49ZM52 134H51V135H52ZM63 134H62L61 136L64 137ZM65 134H66V133H65ZM81 134H80V135H81ZM180 134L182 135L183 132H182V133L179 132V134H178V135L181 137ZM198 134H199V133H198ZM209 134H210V133H209ZM241 134H242V133H241ZM244 134H245V133H244ZM244 134H243V135H244ZM247 134H251V133H247ZM259 134H260V133H259ZM6 135H7V134H6ZM10 135H11V134H10ZM10 135H7V137L4 136V137H6L5 140L8 139V136H9V139H10ZM23 135H24V134H23ZM46 135H47V134H46ZM46 135L44 134L45 138H46ZM54 135H55V134H54ZM76 135H77V134H76ZM191 135H192V134H191ZM206 135H207V134H206ZM206 135H205V136H206ZM214 135H215V134H214ZM216 135H217V134H216ZM227 135H228V134H227ZM234 135L236 136L237 134H233L232 137H231V139L233 138ZM243 135H241V136H242V137H241L242 139L245 137V136L243 137ZM251 135H252V134H251ZM251 135H250V136H251ZM253 135H256V134H253ZM21 136H22V135H21ZM48 136H49V135H48ZM52 136H53V135H52ZM55 136H56V135H55ZM74 136H75V133L73 134V137H74ZM77 136H78V135H77ZM84 136L86 137V135H84ZM179 136H178V137H179ZM188 136H190V135L188 134ZM193 136H195L194 133H193ZM208 136H209V135H208ZM218 136H219V135H218ZM222 136H223V135H222ZM222 136H221V137H222ZM259 136H260V135H259ZM262 136H263V135H261V137H262ZM4 137H0V138L4 139ZM16 137H18V135H17ZM19 137H20V136H19ZM25 137H26V135H25ZM174 137H176V134H175ZM174 137H173V138H174ZM184 137H185V135H184ZM190 137H191V136H190ZM195 137H197V136H195ZM199 137L201 138V135H200ZM210 137H211V136H210ZM213 137H215V136H213ZM219 137H220V136H219ZM223 137H226V136H223ZM239 137H240V135H239ZM257 137H258V136H256V137H253V136H252L253 139L256 138L255 141L259 138V137H258V138H257ZM263 137H264V136H263ZM59 138H60V137H59ZM66 138H67V136H66ZM79 138H80V137H79ZM181 138H182V137H181ZM181 138H178V140H180V142L183 141V140H181ZM192 138H193V137H192ZM216 138H217V136H216ZM234 138H235V137H234ZM241 138H239V139H241ZM245 138H246V137H245ZM12 139H14V138H12ZM16 139H17V138H16ZM43 139H44V138H42V140H43ZM60 139H61V138H60ZM64 139H65V137H64ZM68 139L70 140L71 137L68 138ZM68 139H66V140H68ZM174 139H176V138H174ZM182 139H183V138H182ZM186 139H187V136H186ZM186 139H185V140H186ZM190 139H191V138H190ZM193 139H194V138H193ZM239 139H238V137H237V139H236V140H237L236 143H237V142H238V143H239V142H242V141H240ZM242 139H241V140H242ZM61 140H62V139H61ZM72 140H73V139H72ZM79 140H80V139H79ZM172 140H173V139H172ZM178 140L176 139L175 141L177 142ZM191 140H192V139H191ZM194 140H195V139H194ZM194 140H193V141H194ZM238 140H239V141H238ZM244 140H245V139H244ZM247 140H248V139H247ZM263 140H264V138H263ZM0 141H1V139H0ZM63 141H64V140H63ZM175 141H174L173 143H175ZM188 141H190V140L188 139ZM248 141H249V140H248ZM248 141H246V142H248ZM252 141H253V140H252ZM252 141H249V142H248V143H249L248 145H250V144L253 145L252 143H254L255 141H253V142H252ZM257 141H258V140H257ZM2 142H4V141H2ZM2 142H1V144H2ZM10 142H11V141H10ZM14 142H15V141H14ZM35 142H37V141H35ZM35 142L33 141V144H34ZM42 142H43V141H42ZM64 142H65V141H64ZM74 142H75V141H74ZM178 142H179V141H178ZM178 142H177V143H178ZM183 142H185V141H183ZM186 142H187V140H186ZM186 142H185L184 144H186ZM234 142H235V140H234ZM250 142H251V143H250ZM262 142H263V141H262ZM262 142H261V143H262ZM4 143H6V142H4ZM29 143H31V142H29ZM69 143L71 144V142H69ZM72 143H73V142H72ZM80 143H81V142H80ZM177 143H176V144H177ZM187 143H188V142H187ZM238 143H237V144H238ZM256 143H257V142H256ZM9 144H10V143H9ZM168 144H169V141H168ZM171 144H172V141H171ZM171 144H170V145H171ZM179 144H180V143H179ZM243 144H244V143H243ZM164 145H165V144H163V146H164ZM166 145H167V144H166ZM170 145H169V146H170ZM172 145H174V144H172ZM180 145H181V144H180ZM182 145H183V144H182ZM244 145H245V146H244ZM244 145H243L244 147L241 146V147H243V148L241 149L242 151H243V149L246 147V144H244ZM248 145H247V146H248ZM251 145H250V147H251ZM261 145H262V144H261ZM261 145H260V146H261ZM26 146H28V144H27ZM161 146H162V145H161ZM161 146H159V147H161ZM167 146H168V145H167ZM178 146H179V145H178ZM195 146H196V145H195ZM235 146H236V145H235ZM257 146H258V145H257ZM164 147H165V146H164ZM171 147H172V146H171ZM182 147H183V146H182ZM197 147H198V145H197ZM238 147H240V144H238ZM252 147H253V146H252ZM255 147H256V146H255ZM258 147H259V146H258ZM24 148H25V147H24ZM26 148H27V147H26ZM26 148H25V149H26ZM29 148H30V146H29ZM29 148H27V149L29 150ZM184 148H185V146H184ZM199 148H200V147H199ZM199 148H196V147H193V148H192V147H191V149L189 148L190 150L188 149L187 152H188V151H191V150H193V149H194L195 151L199 150V152H200V149H199ZM236 148H237V146H236ZM247 148H248V147H247ZM263 148H264V147H263ZM263 148H262V149H263ZM25 149H23V150H25ZM158 149H159V148H158ZM160 149L162 150V148H160ZM166 149H167V148H166ZM171 149L173 150V148H171ZM174 149H175V148H174ZM178 149H179V147L177 148V150H178ZM196 149H197V150H196ZM234 149H235V148H234ZM234 149L232 148V149H230V151L233 152ZM239 149H240V148H239ZM239 149H235L234 151H236V150L238 151ZM28 150H26V151H24V152H27ZM67 150H72V151H73V149H68V148H67ZM168 150H169V149H167V151H168ZM241 150L238 151V153H239V152H242ZM263 150H264V149H263ZM263 150H262V152H263ZM61 151H62V150H61ZM162 151H164V149H163ZM230 151H228V152L231 153ZM237 151H236V152H233L232 154L237 153ZM250 151H251V149H250ZM22 152H23V151H22ZM24 152H23V154H24ZM70 152H71V151H70ZM144 152H145V151H144ZM156 152H157V151H156ZM175 152H176V151H175ZM192 152H193L192 154L190 153L191 155L195 154L194 151H192ZM253 152H254V151H253ZM253 152H252V153H253ZM74 153H75V152H73L71 155H73ZM165 153L167 154V152H165ZM169 153H171V152H169ZM172 153H173V152H172ZM184 153H186V152H183L182 154H184ZM200 153H201V152H200ZM229 153H228V155H229ZM238 153H237V154H238ZM248 153H249V152H247L246 154L249 156V154H250L251 152H250L249 154H248ZM26 154L30 155L28 152H27ZM31 154H32V153H31ZM139 154H140V153H139ZM151 154H152V153H151ZM155 154H156V153H155ZM155 154H154L153 156H156ZM159 154H160V153H159ZM187 154H188V153L184 154V156L187 155ZM232 154H231V155H232ZM246 154H245V152H244L243 155L245 156ZM21 155H22V153H21ZM71 155H70V156H71ZM146 155L149 156L150 154H146ZM146 155H145V156H146ZM169 155H170V154H169ZM171 155H172V154H171ZM173 155H175V153H174ZM176 155H177V153H176ZM179 155H181V154H179ZM228 155H227V156H228ZM235 155H236V154H235ZM238 155L241 157V156H242V153H241V155H240V154H238ZM247 155H246V156H247ZM250 155H251V154H250ZM22 156H23V155H22ZM24 156H25V155H24ZM31 156H32V155H31ZM153 156H152V158H155V157H153ZM184 156L182 155L181 158L184 159V158H183ZM239 156L237 157L238 159H239ZM248 156H247V157H248ZM146 157H147V156H146ZM149 157H150V156H149ZM169 157H170V156H169ZM173 157H174V156H173ZM177 157H178V156H177ZM229 157H230V156H228V158H229ZM232 157H233V158H232ZM232 157H231L232 159H234V157H235L234 160H235V162H236V160H237V163H238V159L236 158V156H232ZM242 157H243V156H242ZM247 157H246V158H247ZM252 157H253V154H252V156H251V159H253ZM17 158H18V157H17ZM19 158H20V157H19ZM19 158H18V159H19ZM23 158H24V157H23ZM29 158H30V157H28L27 159H29ZM31 158H32V157H31ZM107 158H108V157H107ZM107 158H105V159H107ZM110 158H111V157H110ZM147 158H148V157H147ZM147 158H146V159H147ZM223 158L225 159V157H223ZM223 158H222V159H223ZM231 158H230V160H232ZM246 158L244 157V159H246ZM18 159H17V160H18ZM111 159H112V158H111ZM163 159L166 160V158H163ZM173 159H175V158H172V159H171V157H170V159H169L170 162H171V160H173ZM178 159H179V158H178ZM178 159H177V160H178ZM182 159H181V160H182ZM242 159H243V158H241V160H242ZM248 159H249V162H250L251 159H250V158H248ZM248 159H247V160H248ZM255 159H256V158H255ZM255 159H254V160H255ZM32 160H34V157H33ZM103 160H104V159H103ZM153 160H154V159H153ZM169 160H168V161H169ZM175 160H176V159H175ZM181 160L179 161V163L181 162ZM225 160H226V159H225ZM227 160H228V162H229V159H227ZM234 160H233V161H234ZM247 160H246V161H247ZM259 160H260V159H259ZM27 161H28V160H27ZM109 161H110V159H109ZM146 161H147V160H146ZM158 161H159V160H158ZM158 161H156V162L158 163ZM166 161H167V160H166ZM184 161H185V160H184ZM220 161H221V160H220ZM222 161H223V160H222ZM233 161H232V162H233ZM260 161H261V160H260ZM33 162H34V161H32V163H33ZM149 162H151V161H149ZM149 162H148V164H149ZM156 162H154V163L156 164ZM177 162H178V161H177ZM177 162H176V161L173 162V164L175 163L174 166H176V164H178ZM225 162H226V163H225ZM225 162H223V163H225V164L228 163L227 161H225ZM230 162H231V161H230ZM230 162H229V163H230ZM239 162H240V160H239ZM243 162L245 163V161H243ZM243 162H242V164H243ZM23 163H26V162H23ZM27 163H29V162H27ZM27 163H26V166H27ZM100 163H101V162H100ZM105 163H106V162H105ZM110 163H111V161L109 162V168H110ZM187 163H188V162H187ZM189 163L191 164V161H189ZM223 163H222V168H223ZM233 163H234V162H233ZM246 163H247V162H246ZM259 163H260V162H259ZM263 163H264V162H263ZM263 163H260V164H262L261 166L264 167V164H263ZM7 164L9 165V163H7ZM10 164L13 165V161H12ZM107 164H108V162H107ZM162 164H163V163H162ZM171 164H172V163H171ZM180 164L184 166V165H185V162H183V164H182V162H181ZM180 164H178V165H180ZM192 164H193V162H192ZM225 164H224V165H225ZM235 164H236V163H235ZM240 164H241V163H239V165H240ZM256 164H258V163L255 161V165H256ZM8 165H7V167H8V170H9L10 167H9ZM14 165H15V164H14ZM28 165L31 166V164H28ZM33 165H34V164H33ZM33 165H32V166H33ZM101 165H102V164H101ZM103 165H104V163H103ZM111 165L113 166L112 163H111ZM145 165H147V163H146ZM157 165H158V164H157ZM164 165H165V164H164ZM178 165H177V167H175V168L179 169V166H178ZM227 165H228V167H229V166H232V165H230V164H227ZM227 165H226V166H227ZM251 165H252V164H251ZM255 165H254V166H255ZM23 166H24V165H23ZM168 166H169V165H168ZM174 166H173V167H174ZM183 166H180L181 169H179V170H182V167H183ZM236 166H237V164H236ZM240 166H241V165H240ZM242 166H245V164H243ZM257 166H258V165H257ZM12 167H13V166H12ZM99 167H100V166H99ZM101 167H103V166H101ZM113 167H114V166H113ZM146 167H147V166H146ZM148 167H149V166H148ZM162 167H163V166H162ZM162 167H161V168H162ZM166 167H167V166H166ZM246 167H247V164H246V166H245V169H246V171H248L247 169H249V171H250V169H251L250 167H251V166L248 167V168H246ZM255 167H256V166H255ZM259 167H260V165H259ZM263 167H261L260 169H262ZM16 168H17V167H16ZM26 168H28V167H26ZM26 168H25V166H24V169H26ZM168 168H170V166H169ZM168 168H167V169H168ZM175 168H173L174 172H175V170H176ZM184 168H185V167H183V171H184ZM186 168H187V167H186ZM225 168H226V167H225ZM237 168H238V166H237ZM242 168H243V167H241L240 169H242ZM256 168H258V167H256ZM4 169H5V168H4ZM10 169H11V168H10ZM19 169H20V166H19ZM22 169H23V167H22ZM28 169H29V168H28ZM30 169H31V168H30ZM113 169H114V168H113ZM113 169H112V170H113ZM146 169H148V168H146ZM149 169H151V166H150ZM159 169H160V168H159ZM159 169H158V171H160ZM162 169H164V167H163ZM167 169H166V170H167ZM170 169H171V168H170ZM240 169H238V170H240ZM11 170H13V168H12ZM108 170H109V169H108ZM171 170H172V169H171ZM187 170H188V168H187ZM238 170H236V171H238ZM21 171H22V170H21ZM96 171H97V170H96ZM169 171H170V170H169ZM177 171H178V170H177ZM206 171H207V170H206ZM242 171L244 172V168H243ZM249 171H248V172H249ZM256 171L259 172L260 170H256ZM261 171H262V170H261ZM6 172H7V171H6ZM24 172H25V171L23 170L22 173H24ZM94 172H95V171H94ZM109 172H110V171H109ZM148 172H149V171H148ZM160 172H161V171H160ZM162 172H163V171H162ZM172 172H173V171H172ZM233 172H235V169H234ZM233 172H232L231 174H233ZM240 172H241V171H240ZM240 172H238V173H240ZM17 173H19V172H17ZM97 173H98V171H97ZM156 173H157V172H156ZM169 173H170V172H169ZM175 173H176V172H175ZM181 173H182V174H180V175H184L182 171H181ZM185 173H187V171H186ZM229 173H230V172H228V173H226V174L229 175ZM236 173H237V172H236ZM238 173H237V174H238ZM241 173H242V172H241ZM244 173H246V172H244ZM249 173H250V172H249ZM9 174H10V172H9ZM13 174H14V173H13ZM148 174H149V173H148ZM158 174H159V173H158ZM171 174H172V173H171ZM173 174H174V173H173ZM177 174H178V173H177ZM222 174H223L222 178H224V179H220L219 182L222 181V180H226L227 178H229L228 176H224L225 171H223ZM237 174H236V176H237ZM247 174H248V173H247ZM261 174H263V173H261ZM16 175H17V174H16ZM186 175H189V174H186ZM186 175H185V176H186ZM234 175H235V174H234ZM239 175H240V174H238V176H239ZM242 175L244 176V174H241L240 176H242ZM258 175H260V174H258ZM263 175H264V174H263ZM17 176H20V175L18 174ZM92 176H93V175H92ZM96 176H97V175H96ZM96 176H94V177H96ZM172 176H173V175H172ZM174 176H175V175H174ZM238 176H237V177H238ZM240 176H239V177H240ZM89 177H90V175H89ZM187 177H188V176H187ZM204 177H206V176H204ZM226 177H227V178H226ZM230 177H231V176H230ZM234 177H235V176H234ZM248 177H249V176H248ZM248 177H247V178H248ZM92 178H93V177H92ZM96 178H98V177H96ZM168 178H171V175H170V177H168ZM173 178H175V177H172V179H173ZM176 178L178 179V175H177ZM176 178H175V179H176ZM189 178H190V177H189ZM220 178H221V177H220ZM225 178H226V179H225ZM231 178L234 179V180H236V182H235V184H234V185H236L237 183L240 182V178H241V177L239 178V182L237 181V179L233 178V176H232ZM243 178H244V177H243ZM256 178H257V177H256ZM263 178H264V177H263ZM93 179H94V178H93ZM99 179H100V178H99ZM99 179H98V181L100 182L101 179H100V180H99ZM114 179H115V178H114ZM114 179H113V180H114ZM177 179H176V182L179 181L180 177H179L178 180H177ZM182 179H183V177L181 178V180H182ZM184 179L186 180L187 178H184ZM184 179H183V180H184ZM229 179H230V178H229ZM232 179H231V183L234 181V180H232ZM260 179H261V178H260ZM85 180H86V178H85ZM91 180H92V179H91ZM91 180H90V181H91ZM94 180H95V179H94ZM94 180H92V181H94ZM96 180H97V179H96ZM96 180H95V181H96ZM185 180H184V181H185ZM241 180H242V179H241ZM245 180H246V178H245ZM262 180H264V179H262ZM90 181H89V182H90ZM110 181H112V180H110ZM172 181H174V179H173ZM186 181H187V180H186ZM196 181H197V180H196ZM250 181H251V179H250ZM260 181H261V180H260ZM86 182H87V181H86ZM125 182H126V181H125ZM125 182H124V183H125ZM176 182H173V184L175 185ZM191 182H192V181H191ZM193 182H194V181H193ZM198 182H200V181H198ZM202 182H203V181L201 180V183H202ZM204 182L206 183V181H204ZM219 182H218V184H219ZM224 182H226V181H224ZM242 182H243V184H244V181L242 180V181L240 182L241 185H243ZM247 182H248V181H247ZM87 183H88V182H87ZM101 183H102V186H103V184H105V183H103V182H100L99 186L101 185ZM110 183H112V184H111L112 186L114 185V182H110ZM115 183H116V182H115ZM178 183H179V182H178ZM178 183H177V184H178ZM185 183H186V182H185ZM194 183H196V182H194ZM220 183H221V182H220ZM245 183H246V182H245ZM249 183H250V182H249ZM91 184H92L93 186H95V185H94L95 183H94V184L91 183ZM97 184H98V183H97ZM97 184H96V185H97ZM171 184H172V183H171ZM180 184H181V183H180ZM199 184H200V183H199ZM208 184H209V183H208ZM213 184H214V183H213ZM222 184H223V181H222L221 185L219 184L220 187L217 188V184H216V183H215L214 186H216L217 190L219 191V188H221V187L223 186ZM226 184H227V182H226ZM240 184H239L238 187H242V186H240ZM260 184H261V183H260ZM178 185H179V184H178ZM178 185H176V186H178ZM184 185H185V184H184ZM201 185H203V184H201ZM206 185H207V184H205V188H206ZM209 185H210V184H209ZM224 185H225V183H224ZM230 185H231V184H230ZM83 186H85V185H83ZM87 186H88V185L86 184V187H87ZM104 186H105V185H104ZM124 186H125V184H124L122 187L124 188ZM167 186H168V185H167ZM169 186H173V185H170V181H169ZM197 186H198V185H197ZM236 186H237V185H236ZM236 186H233V187H236ZM86 187H85V188H86ZM89 187H90V186H89ZM109 187H110V186H109ZM114 187H115V186H114ZM125 187H126V186H125ZM174 187H175V186H173V188H174ZM179 187H184V186H183V185H182V186L180 185ZM198 187H199V186H198ZM203 187H204V186H203ZM203 187L200 186L201 189H202ZM223 187H224V186H223ZM223 187H222L221 189L224 190V191H226V192L223 191V192H224V195H225V193L228 194V191H227V190H228V188H227L228 186H227V185L225 186V189H227V190H225ZM230 187H231V186H230ZM238 187L236 188V189H237L236 191H238ZM246 187H247V188H245V187H244V188H245V189H251L252 186H251L250 188H248V186H246ZM83 188H84V187H83ZM83 188H82V189H83ZM168 188H169V187H168ZM176 188H177V187H176ZM176 188H174V189L176 190ZM207 188H208V187H207ZM212 188H213V189H212V193H213V190L216 189V188H214L213 186H212ZM113 189H114V188H113ZM125 189H126V188H125ZM166 189H167V188H166ZM177 189H178V188H177ZM201 189H199V190H201ZM245 189H244V190H245ZM260 189H261V188H260ZM119 190H120V189H119ZM169 190H170L169 193L174 192L173 190L171 191V189H169ZM187 190H188V189H187ZM187 190H184V191H187ZM210 190H211V189H210ZM217 190H215L216 193H219V192L221 193V192H222L221 190H220L219 192H218ZM229 190H232V189H229ZM242 190H243V189H241V191H242ZM253 190H256V189L253 188ZM111 191H113V190H111ZM124 191H125L124 189H123V192L120 190V192H122V193H124ZM206 191H207V189H206ZM208 191H209V190H208ZM208 191H207V192L204 191V192H205V193H208ZM246 191H248V190H246ZM249 191H250V194L253 193V192H251L252 190H249ZM256 191H257V190H256ZM196 192H197V191H196ZM215 192H214V193H215ZM233 192H234V189H233ZM243 192H244V191H243ZM111 193H113V192H111ZM125 193H126V192H125ZM125 193H124V194H125ZM193 193H194V192H193ZM193 193H192V195H193ZM212 193H211L210 196H212ZM220 193H219V194H220ZM235 193H236V192H235ZM245 193H246V192H245ZM83 194H84V193H83ZM116 194H118V193H116ZM165 194H166V192H165ZM208 194H210V191H209ZM208 194H207V196H208ZM229 194H232V193H229ZM236 194H237V193H236ZM238 194H239V193H238ZM238 194H237V196H238ZM257 194H258V193H257ZM64 195H65V194H64ZM120 195H121V194H120ZM163 195H164V193H163ZM168 195H169V194H168ZM171 195H172V194H171ZM180 195H181V194H180ZM180 195H179V196H180ZM194 195H195V194H194ZM194 195H193V196H194ZM202 195H204V194H202ZM202 195H201V197H199V198H203L204 196L206 197V195H204L203 197H202ZM23 196H24V194H23ZM117 196H118V195H117ZM121 196H122V195H121ZM182 196H183V194H182ZM182 196L180 197L181 199H182ZM210 196H208V198H210ZM217 196L222 197L221 195H218V194H217ZM225 196H227V195H225ZM230 196H231V195H230ZM251 196H252L253 198L255 197V196H253V195H251ZM162 197H163V196H162ZM168 197H169V196H168ZM212 197H214V194H213ZM212 197H211V198H212ZM215 197H216V196H215ZM223 197H224V196H223ZM228 197H229V195H228ZM231 197H232V196H231ZM243 197H244V195H243ZM20 198H21V196H20ZM94 198H95V197H94ZM163 198L165 199V197H163ZM169 198L172 199V196L169 197ZM176 198H177V196H176ZM184 198L186 199V196H184ZM184 198L182 199L183 202H184V201H187V200H185ZM194 198H195V197H194ZM197 198H198V196H197ZM197 198H195V199L197 200ZM211 198H210V199H211ZM225 198H226V197H225ZM239 198H241V196H240ZM239 198H238V199H239ZM247 198H248V197L245 196V200H246ZM258 198H259V197H258ZM167 199H168V198H167ZM170 199H169V200H166V201L169 202ZM174 199H175V198H173L172 201H173ZM181 199H180V202H181ZM187 199H188V198H187ZM219 199H220V198H219ZM219 199H218V200H219ZM233 199H234V198H233ZM250 199H251V197H250ZM254 199H255V198H254ZM260 199H261V198H260ZM260 199H259V200H260ZM105 200L108 201L107 198H106ZM144 200H145V199H144ZM147 200H148V199H147ZM149 200H150V202H151V199H149ZM196 200H195V201H196ZM199 200L201 201L202 199H199ZM213 200H214V198H213ZM215 200H216V199H215ZM218 200L215 201V202H220V201H221V200H220V201H218ZM224 200H225V199H224ZM243 200H244V199H243ZM243 200H242V201H243ZM251 200H252V199H251ZM261 200H262V199H261ZM93 201H94V199H93ZM93 201H92V202H93ZM156 201H157V200L154 201L153 205L155 204ZM160 201H161V200H160ZM166 201H165V202H166ZM172 201H171V203H172ZM192 201H193V199H190V201L185 202V204H187V205H184V203L182 202V204L184 205V208H185V206H187L188 209H189V208L192 209V207H190V206H191L190 203H189L190 206H188V202H192ZM231 201H233V200L231 199L230 202H231ZM239 201H240V199H239ZM247 201L249 202L248 199H247ZM253 201H254V200H253ZM255 201H256V200H255ZM257 201H258V199H257ZM263 201H264V200H263ZM73 202H75V201H73ZM73 202H72V203H73ZM96 202H97V200H96ZM109 202H110V201H109ZM144 202H145V204H146L147 201L145 200ZM165 202H164V206H165ZM175 202H176V201H175ZM180 202H179V203H180ZM193 202H194V201H193ZM193 202H192V203H193ZM206 202H207V201L205 200V204H206ZM213 202H214V201H212V203H213ZM224 202H225V201H224ZM240 202H241V201H240ZM244 202H245V201H244ZM244 202H243V203H244ZM250 202H252V201H250ZM258 202H259V201H258ZM258 202H256V203H258ZM151 203H152V202H151ZM151 203H149V204H151ZM160 203H161V202H160ZM171 203H170V204H171ZM192 203H191V204H192ZM194 203H195V202H194ZM194 203H193V205H194ZM199 203L205 205L203 201H201V202H199ZM199 203H197V205H198ZM207 203H208V202H207ZM220 203H222V201H221ZM237 203H238V202H237ZM256 203L253 202L252 204H256ZM259 203H260V202H259ZM94 204L97 205V203H95V202H94ZM147 204H148V203H147ZM147 204H146V205H147ZM157 204H158V205L155 204L154 206H155V207H156V206L158 207V206H159V203H157ZM167 204L170 205L169 203H167ZM177 204H178V203H177ZM177 204H176V205H177ZM180 204H181V203H180ZM182 204H181V205H182ZM201 204H199V206H200ZM250 204H251V203H249V205H250ZM260 204L262 205V203H260ZM260 204H257V205H260ZM73 205H75V204H73ZM73 205H72V206H73ZM76 205H77V204H76ZM76 205L73 206V207H76ZM153 205H152V206H153ZM172 205H173V206H176V205L174 204V202H173ZM172 205H171V206H172ZM193 205H192V206H193ZM197 205H196V206H197ZM208 205H209V204H208ZM208 205H207V206H208ZM220 205H221V204H220ZM220 205H218V206H220ZM229 205H230V204H229ZM237 205H238V204H237ZM244 205H245V204H244ZM246 205H247V204H246ZM263 205H264V204H263ZM88 206H89V205H87L86 207H88ZM90 206H91V208H93L92 204H91ZM90 206H89V207H90ZM161 206H162V203H161ZM218 206H216V207H218ZM231 206H232V205H231ZM98 207H99V206H98ZM98 207H97V208H98ZM138 207H140V206H138ZM150 207H151V205H150ZM166 207H167V205H166ZM168 207H170V206H168ZM187 207H186V208H187ZM197 207H198V206H197ZM209 207H210V206H209ZM244 207H245V206H244ZM84 208H85V207H84ZM84 208H81V211H84V213H86L87 211H88L87 213H91V212H89L90 208H89V210H87V211H86V208H85V210H84ZM94 208H95V207H94ZM97 208H96V210H100V207H99V209H97ZM140 208H141V207H140ZM143 208H144V205H143ZM151 208H154V207H151ZM159 208L161 209V207H159ZM159 208H158V210H160ZM180 208H183V207L180 206ZM198 208H199V207H198ZM205 208H206V207H205ZM210 208H211V207H210ZM210 208H209V209H210ZM225 208H226V207H225ZM229 208H230V206H229ZM232 208H233V207H232ZM76 209H78V206H77ZM102 209H103V207H102ZM102 209H101V210H102ZM146 209H147V207H146ZM146 209H145V210H146ZM148 209H150V208H148ZM162 209H163V208H162ZM167 209H168V208H167ZM167 209H166V211H167ZM171 209L173 210V207H172ZM175 209H176V207H175ZM175 209H174V211H176ZM195 209H197V208L195 207ZM195 209H194V210H195ZM203 209H204V207L202 208V210H203ZM209 209H208V210H209ZM223 209H224V208H223ZM223 209H222V210H223ZM235 209H236V208H234V211H235ZM239 209H240V208H238V210H239ZM244 209H245V208H244ZM247 209H249V208H247ZM258 209H259L258 212H260L261 209H260V208H258ZM78 210L80 211V208H79ZM92 210H93V209H91V211H92ZM135 210H136V209H135ZM153 210H154V209H153ZM158 210H157V211H158ZM163 210H164V209H163ZM169 210H170V209H169ZM169 210H168V211H169ZM172 210H171V211H172ZM208 210H207V211H208ZM222 210H221V211H222ZM224 210H225V209H224ZM226 210H227V209H226ZM229 210H232V209H229ZM229 210H228V211H229ZM251 210H252V211L254 210V213H255V211H257V209H256V210H255V209H251ZM251 210H250V211H251ZM262 210H263V207H262ZM85 211H86V212H85ZM94 211H95V209H94ZM141 211H142V209H141ZM147 211H148V210H147ZM147 211H146V212H147ZM151 211H152V210H150V212H151ZM154 211H155V210H154ZM166 211L164 210L165 213L168 212V211H167V212H166ZM178 211H179V210H178ZM178 211H177V212H178ZM186 211H187V209H186ZM186 211H185V212H186ZM191 211L193 212V209H192ZM209 211H212V210H209ZM209 211H208V212H209ZM232 211H233V210H232ZM234 211H233V212H234ZM246 211L248 212L249 210H246ZM95 212H96V211H95ZM95 212H93V213H95ZM139 212H140V209H139ZM152 212H153V211H152ZM152 212H151L149 215H151ZM181 212H182V211H181ZM188 212H190V209H189ZM194 212L196 213V211H194ZM197 212L201 213V212H200V208H199V210H198ZM212 212H215V211H212ZM222 212H223V211H222ZM225 212H226V211H225ZM236 212H238V211H236ZM261 212H262V211H261ZM80 213H81V215H80ZM82 213H83V212H79V216H82ZM84 213H83V214H84ZM87 213H86L85 215H87ZM93 213H91V214H93ZM148 213H149V211H148ZM154 213H157V212H154ZM154 213H153V214H154ZM159 213H160V211H159ZM170 213H171V212H170ZM173 213H175V212H173ZM173 213H172V214H173ZM178 213H179V212H178ZM182 213H183V212H182ZM195 213H193V214H195ZM199 213H198V215H199ZM203 213L205 214V212H203ZM206 213H207V212H206ZM227 213H228V212H227ZM254 213H253V214H254ZM95 214H97V213H95ZM140 214H141V213H140ZM167 214H168V213H167ZM172 214H171V215H172ZM191 214H192V213H191ZM191 214H190V215H191ZM208 214H209V213H208ZM224 214H225V213H224ZM233 214H234V213H233ZM256 214H257V213H255V217L257 216ZM143 215H144V214H143ZM173 215L175 216V214H173ZM176 215L178 216V214H176ZM196 215H197V214H195V216H196ZM201 215H202V214H201ZM213 215H214V214H213ZM220 215H222V214H220ZM228 215H229V213L226 214L225 216L228 217ZM246 215H248V214H246ZM249 215H251V212H250ZM180 216H181V215H180ZM205 216H206V215H205ZM209 216H210V214H209ZM225 216H224V217H225ZM231 216H232V214H231ZM231 216H230V217H231ZM234 216H235V215H234ZM259 216H260V215H258V217H256V218H259ZM148 217H151V216H148ZM167 217H168V216H167ZM169 217H170V216H169ZM171 217H172V218H175V217H173V216H171ZM171 217H170V218H171ZM191 217L193 218L194 215L191 216ZM197 217H198V216H197ZM200 217H201V216H200ZM202 217H203V215H202ZM207 217H208V216H207ZM218 217H219V216H218ZM220 217H221V216H220ZM227 217H226L227 220H226V219H225V220L223 219L224 222H225V221H230L229 218H227ZM244 217H245V215H244ZM249 217H250V216H249ZM261 217H262V216H261ZM261 217H260V219H261ZM153 218H154V217H153ZM153 218H152V219H153ZM156 218H157V217H156ZM163 218H165V217H163ZM180 218H181V219H182V218L184 219V218H185V215H184L183 217L181 216ZM198 218H199V217H198ZM252 218H253V217H252ZM154 219H155V218H154ZM166 219H167V218H165V220H166ZM183 219H182V220H183ZM201 219H203V220H201ZM201 219H200V220L203 222V224L200 223L199 225H201V224L204 225V220H206V219H205V218H201ZM234 219H236V218H233V220H234ZM238 219L240 220V218H238ZM238 219H236V220H238ZM163 220H164V219H163ZM176 220H177V219H176ZM184 220H185V219H184ZM184 220H183V222H184ZM208 220L210 221V219H208ZM219 220H220V219H219ZM262 220H263V219H261V222H260V223H263ZM152 221H153V220H152ZM178 221H181V220H179V218H178ZM188 221H189V220H188ZM197 221H198V223L200 222L199 219L196 220V222H197ZM211 221H212V220H211ZM221 221H222V220H221ZM253 221H254V219H253ZM258 221H260V220H258ZM258 221H256V222H258ZM159 222H160V221H159ZM159 222H157L158 225H159ZM162 222H164V221H162ZM162 222H161V223H162ZM166 222H167V221H166ZM185 222H186V220H185ZM206 222H208V221H206ZM212 222H214V221H212ZM224 222H222V223H224ZM234 222H235V221H234ZM239 222H240V221H239ZM250 222H251V220H250ZM153 223H155V222H153ZM164 223H165V222H164ZM192 223H195V222H192V221H191V224H192ZM218 223H219V221H218ZM218 223H217V224H218ZM226 223H227V222H226ZM241 223H242V222H241ZM244 223H245V222H244ZM248 223H249V221H248ZM150 224H152V223L150 222ZM178 224H179V223H177V226H178ZM186 224H188V227L191 226V225H190V221H189V223L187 222ZM186 224H182V225L185 226ZM213 224H214V223H213ZM215 224H216V223H215ZM220 224H221V223H220ZM220 224H219V225H220ZM237 224H238V223H237ZM252 224L254 225V227H256L254 223H251V225H252ZM263 224H264V223H263ZM153 225H154V224H153ZM197 225H198V224H197ZM202 225H201V227H202ZM209 225H211L210 222H209ZM227 225H228V224H227ZM227 225H226V227H227ZM245 225H247V222H246ZM251 225H248L249 228H250ZM253 225H252V226H253ZM186 226H187V225H186ZM186 226H185V227H186ZM204 226H205V228H206V226H207V227L210 229V227L208 226V224H207V225H204ZM204 226H203V228H204ZM213 226H214V225H213ZM224 226H225V224H224ZM224 226H223V227H224ZM238 226H239V225H238ZM259 226H261V225H259ZM153 227H155V226H153ZM173 227L175 228V226H173ZM181 227H182V226H181ZM191 227H192V226H191ZM195 227H196V226H195ZM220 227H221V226H220ZM223 227H222V228H223ZM228 227H229V226H228ZM245 227H246V226H245ZM257 227H258V225H257ZM157 228H158V227H157ZM168 228H170V227H169V224H168ZM174 228H172L171 230H173ZM178 228H179V227H178ZM199 228H200V227H199ZM205 228H204V230H206ZM217 228H218V227H217ZM217 228H216V229H217ZM249 228H248V229H249ZM262 228H263V226H262ZM152 229L154 230V228H152ZM155 229H156V227H155ZM176 229H177V228H176ZM196 229H198V228H196ZM216 229H215L214 232H213L215 236H216L215 232H217L220 228H219L217 231H216ZM225 229H226V228H225ZM229 229H230V227H229ZM259 229L261 230L260 227H259ZM259 229H258V230H259ZM263 229H264V228H263ZM187 230H188V229H187ZM211 230H212V229H211ZM241 230H242V229H241ZM243 230H244V229H243ZM260 230H259V231H260ZM177 231H180V230H178V229L175 230V229H174V231H173V232H170L169 234L174 233V232H177ZM212 231H213V230H212ZM220 231H222V232H226V231H228V230H226V231L224 230V231H223V229H222V230L220 229ZM247 231H248V230L246 229V232H247ZM249 231H250V229H249ZM255 231H256V230H255ZM261 231H262V230H261ZM261 231H260V232H261ZM263 231H264V230H263ZM141 232H142V231H141ZM157 232L159 233V231H157ZM180 232H182V230H181ZM185 232H186V231H185ZM188 232H190V231L188 230V231L186 232V234H187ZM252 232H254V231H252ZM252 232H251V234H252ZM256 232H257V231H256ZM256 232H255V233H256ZM260 232H259V233H260ZM153 233H154V232H153ZM198 233H199V232H198ZM200 233H202V232H200ZM217 233H218V232H217ZM220 233H221V232H220ZM228 233H229V232H228ZM241 233H242V232H240V233L238 232V234H241ZM244 233H245V231L243 232V234H244ZM263 233H264V232H262V234H263ZM141 234H142V233H141ZM141 234H139V235H141ZM162 234H163V233H162ZM167 234H168V233H166V234H164V235H167ZM179 234H180V233H179ZM181 234H182V233H181ZM181 234H180V235H181ZM186 234H185V235H186ZM190 234H191V233H190ZM221 234H222V233H221ZM221 234H220V235H221ZM148 235H150V234H148ZM171 235H172V234H171ZM175 235H176V234H175ZM177 235H178V234H177ZM183 235H184V234H183ZM192 235H193V234H192ZM200 235L202 236V234H200ZM206 235H207V234H206ZM211 235H212V234H211ZM214 235H213V236H214ZM253 235H254V234H253ZM259 235H261V234H259ZM152 236L154 237L153 234H152ZM156 236H157V235H156ZM167 236H168V235H167ZM167 236H166V237H167ZM172 236H173V235H172ZM190 236H191V235H190ZM204 236H205V235H204ZM209 236H210V235H209ZM233 236H234V235H233ZM238 236H239V235H238ZM240 236H242V234H241ZM133 237H134V236H133ZM138 237H139V236H138ZM153 237H152V238H153ZM170 237H171V236H170ZM180 237H181V236H180ZM184 237H185V236H184ZM184 237H182V238H184ZM188 237H189V236H188ZM195 237H196V236H195ZM216 237H218V236H216ZM219 237H220V236H219ZM234 237H236V236H234ZM154 238H156V237H154ZM157 238H158V237H157ZM161 238H162V240H163L162 235H161L160 239H161ZM172 238H173V237H172ZM175 238H176V237H175ZM203 238H204V237L202 236V239H203ZM208 238H209V237H208ZM239 238H240V237H239ZM254 238H255V237H254ZM256 238H258V237H256ZM149 239H151V238L149 237ZM149 239H147V240H149ZM180 239H181V238H180ZM187 239H189V238H187ZM190 239H191V237H190ZM193 239L197 240L196 238H193ZM199 239H200V238H198V240H199ZM202 239H201V240H202ZM209 239H212V238H209ZM226 239H227V238H225V240H226ZM251 239H252V238H251ZM260 239H261V238H260ZM32 240H33V239H32ZM132 240H133V239H132ZM132 240H131V241H132ZM147 240H146V243H145V244H147ZM151 240H153V239H151ZM157 240H158V239H157ZM157 240H156V241H157ZM172 240H174V239H172ZM183 240H184V239H183ZM201 240H199V241H201ZM204 240H205V238L203 239V241H204ZM214 240H216V239L214 238ZM218 240H219V239H218ZM232 240L235 241L233 237H232ZM245 240H246V239H245ZM258 240H259V238H258ZM131 241H130V242H131ZM154 241H155V240H154ZM165 241H166V240H165ZM169 241H170V240H169ZM169 241H168V243H169ZM177 241H178V237H177ZM177 241H176V242H177ZM189 241H190V240H189ZM191 241H192V240H191ZM206 241H207V240H206ZM219 241H220V240H219ZM227 241H228V239H227ZM233 241H232V242H233ZM236 241H238V240L236 239ZM250 241L252 242L253 240H250ZM33 242H34V241H33ZM139 242H140V241H139ZM151 242L154 243L153 241H151ZM163 242H164V241H163ZM185 242H186V240H185ZM192 242H193V241H192ZM204 242H205V241H204ZM211 242H212V244H215V241H211ZM211 242H207L206 244L211 243ZM213 242H214V243H213ZM222 242H223V240H222ZM225 242H226V241H225ZM242 242H243V241H242ZM246 242H247V241H246ZM255 242H257V240H255ZM143 243H144V242H143ZM143 243H141V244H143ZM149 243H150V242H149ZM156 243H157V242H156ZM165 243H166V242H165ZM168 243H166V244H168ZM171 243H173V242H171ZM179 243H180V241H179ZM183 243H184V242H183ZM216 243H218L217 245H219V242H218V241H217ZM249 243H250V242H248V244H249ZM253 243H254V242H253ZM258 243H259V242H258ZM260 243H262V242H260ZM260 243H259V244H260ZM150 244H151V243H150ZM158 244H159V242H158ZM173 244H174V243H173ZM187 244H188V243H187ZM187 244H186V245H187ZM192 244H193V243H192ZM194 244H195V242H194ZM203 244H205V243H203ZM222 244H223V243H222ZM233 244L235 245V243H233ZM239 244H240V243H239ZM259 244H258V245H259ZM263 244H264V243H263ZM147 245H148V244H147ZM162 245H163V244H162ZM169 245H171V244H169ZM177 245H179V244H177ZM180 245H181V244H180ZM190 245H191V244H190ZM208 245H210V244H208ZM225 245H226V244H225ZM228 245H230V244L228 243ZM256 245H257V244H256ZM261 245H262V244H261ZM143 246H144V245H143ZM155 246H156V245H155ZM159 246H160V245H159ZM201 246H202L203 248H205L207 245H204L205 247H204L203 245H201ZM211 246L213 247V245H211ZM214 246H215V245H214ZM238 246H239V245H237L236 247H238ZM259 246H260V245H259ZM259 246H258V247L255 246V248L257 249V248H259ZM139 247L141 248L142 245L139 246ZM139 247H138V251H139ZM149 247H150V245H149ZM151 247H152V248H155V247H153V245H152ZM171 247H172V246H171ZM175 247L177 248L176 245H175ZM195 247H196V246H195ZM197 247L199 248V245H198ZM232 247H233V246H232ZM145 248H148V246H147V247L145 246ZM173 248H174V247H173ZM176 248H174V249H176ZM178 248H179V246H178ZM178 248H177V249H178ZM189 248H191V247H189ZM207 248H208V247H207ZM218 248L220 249L221 247H218ZM218 248H217V250H218ZM243 248H245V246H244ZM261 248H264V247L262 246ZM171 249H172V248H171ZM184 249H185V248H184ZM186 249H188V248H186ZM205 249H206V248H205ZM205 249L203 250V251H204V254L202 253V251H200V250H202V249H200V250H199V249H197V250L194 249V250H196V251L199 250V251L202 253V255L204 256L205 254L207 255L208 252H209V251L206 252L207 250L205 251ZM211 249H212V248H211ZM224 249H226V248H224ZM241 249H242V248H240V250H241ZM247 249H250V247L247 248ZM252 249H254V247L251 248V251H252ZM131 250H132V249H131ZM133 250H134V248H133ZM136 250H137V249H136ZM141 250L143 251V248H142ZM179 250H180V249H179ZM222 250H223V249H222ZM235 250H236V249H235ZM128 251H130V250H128ZM146 251H147V250H146ZM170 251H171V250H170ZM173 251H175V250H173ZM173 251H172V253H173ZM177 251H178V250H177ZM185 251H187V250H185ZM189 251H190V250H189ZM196 251H193V248H192V253H193V252L196 253ZM199 251H198V252H199ZM210 251H211V250H210ZM215 251H216V250H215ZM229 251H230V250H229ZM237 251H238V250H237ZM237 251H236V252H237ZM248 251H249V250H248ZM253 251H254V250H253ZM123 252H125V251H123ZM132 252H133V251H132ZM132 252H131V253H132ZM144 252H145V249H144ZM144 252H142V253L145 254ZM160 252H161V251H160ZM179 252H180V251H179ZM205 252H206V253H205ZM216 252H219V250L216 251ZM230 252H231V251H230ZM232 252H233V251H232ZM232 252H231V253H232ZM240 252H241V251H240ZM242 252H243V251H242ZM244 252H245V250H244ZM246 252H247V251H246ZM246 252H245L244 254H246ZM254 252H255V251H254ZM254 252H253V253H252V252H248V253H250V255L252 256V254H255ZM256 252H258V251H256ZM126 253H128V252H126ZM131 253H129V254H131ZM133 253H134V255L137 256L136 252H133ZM138 253H139V252H138ZM142 253H141V254H142ZM156 253H158V252H156ZM156 253H155V254H156ZM162 253H163V252H162ZM194 253H193V254H194ZM222 253H224V252H222ZM248 253L246 254V256L248 255ZM258 253H259V252H258ZM102 254H104V253H102ZM102 254H101V255H102ZM143 254H142V255H143ZM148 254H149V253H148ZM159 254H160V253H158V255H159ZM163 254H164V253H163ZM177 254H181V252H180V253H177ZM197 254H198V253H197ZM224 254H225V253H224ZM237 254H238V252H237ZM240 254H241V253H240ZM99 255H100V254H99ZM126 255H127V254H126ZM160 255H161V254H160ZM160 255H159V256H160ZM185 255H187V254H185ZM185 255H184V253H182V256H179V257H180V258H179V259H180V262H179V263H181V258H183V256H185ZM188 255H189V254H188ZM188 255H187V256H188ZM190 255H191V254H190ZM194 255H195V254H194ZM198 255H199V254H198ZM209 255H211V253H209ZM214 255H215V254H212L211 256L213 257ZM216 255H218V254H216ZM241 255H242V254H241ZM263 255H264V253H263ZM97 256H98V255H97ZM122 256H123V255H122ZM128 256H129V255H128ZM130 256H131V255H130ZM138 256H139V255H138ZM148 256H150V255H148ZM151 256H152V255H151ZM162 256H163V255H162ZM168 256H169V255H168ZM170 256H171V253H170ZM172 256H173V255H172ZM175 256H176V255H174L173 257H175ZM187 256H185V258H186ZM191 256H192V255H191ZM196 256H197V255H196ZM219 256H220V255H219ZM234 256H235V254H234ZM238 256H239V255H238ZM238 256H237V257H238ZM255 256H256V254H255ZM255 256H254V257H255ZM258 256H259V255H258ZM258 256H257V257H258ZM30 257H31V256H30ZM117 257H118V256H117ZM131 257H132V258H131L132 260H130V261H133V260H134L133 257H135V256H131ZM140 257H141V256H140ZM163 257H164V256H163ZM166 257H167V256H166ZM166 257H165V258H166ZM176 257H177V256H176ZM176 257H175V258H176ZM199 257L201 258L202 256H198L197 258H198L199 260H196V258H195V260H196V261H200L201 259H200ZM209 257H210V256H209ZM215 257H216V256H215ZM225 257H226V255H225ZM239 257H240V256H239ZM243 257H244V256H243ZM257 257H256V258H257ZM262 257H264V256H262ZM94 258H96V257H94ZM100 258H101V257H100ZM123 258H125V257H123ZM154 258H155V257H154ZM157 258H158V257H157ZM159 258H160V257H159ZM189 258H190V257H189ZM191 258H193V257H191ZM202 258H203V257H202ZM206 258H208V257L206 256ZM233 258H235V257H233ZM241 258H242V257H241ZM241 258H240V260H241ZM244 258H245V257H244ZM252 258H253V257H252ZM260 258H261V256H260ZM31 259H34L33 256L31 257ZM31 259H30V260H31ZM98 259H99V258H98ZM119 259H120V261L122 260L121 257H120ZM126 259H127V256H126ZM128 259H130V257H128ZM135 259H136V257H135ZM138 259H139V258H138ZM138 259H136V260H138ZM162 259H163V258H162ZM171 259H173V258H171ZM171 259H170V261H172ZM183 259H184V258H183ZM183 259H182V260H183ZM209 259H210V258H209ZM211 259H212V258H211ZM223 259H226V258H223ZM223 259H222V261H223ZM248 259H249V258H248ZM263 259H264V258H263ZM93 260H94V262L92 261L91 264H93V263H95V262L97 261L96 259H93ZM124 260H125V259H123V262H125ZM141 260L143 261L142 258H141ZM150 260H151V258H150ZM159 260H161V259H158V261H159ZM164 260H166V259H164ZM164 260H163V261H164ZM173 260H174V259H173ZM193 260H194V259H193ZM193 260H192V262H193ZM195 260H194V261H195ZM204 260H205V259H204ZM206 260H207V259H206ZM213 260H215V259L213 258ZM216 260H217V259H216ZM216 260H215V262H217ZM218 260H219V257H218ZM232 260H233V259H232ZM237 260H239V259H236V261H237ZM245 260H246V259H245ZM249 260H250V259H249ZM252 260H253V259H252ZM134 261H135V260H134ZM134 261H133V262H134ZM208 261H209V260H208ZM208 261H206V262H208ZM234 261H235V260H233V263H236V261H235V262H234ZM259 261H261V260H259ZM259 261H258V262H259ZM118 262H119V261H118ZM133 262H132V263H133ZM143 262H144V261H143ZM154 262H156V263H154ZM182 262H185V259H184V261H182ZM186 262H187V260H186ZM192 262H188V264H189V263H192ZM218 262H219V261H218ZM218 262H217V264L220 263V262H219V263H218ZM231 262H232V261H231ZM242 262H243V260H242ZM245 262H246V264H247L248 261H245ZM253 262H254V264H255V262H256V261H255V258H254V261H253ZM258 262H257V263H258ZM262 262H263V261H262ZM126 263H127V262H126ZM134 263L137 264L138 262H134ZM152 263H153V264H159V262L157 263V261H153ZM165 263H166V261L164 262V264H165ZM170 263L172 264V262H170ZM195 263L197 264V262H195ZM26 264H27V263H26ZM31 264H32V263H31ZM121 264H122V263H121ZM124 264H125V263H124ZM127 264H128V263H127ZM129 264H130V263H129ZM143 264H146V263L144 262ZM150 264H151V263H150ZM173 264H174V263H173ZM181 264H182V263H181ZM183 264H184V263H183ZM192 264H193V263H192ZM198 264H199V263H198ZM206 264H207V263H206ZM214 264H216V263H214ZM242 264H244V263H242ZM250 264H252V261H251ZM260 264H261V263H260Z\"/></svg>",
  "mask_w": 264,
  "mask_h": 264
}]
</instances>
